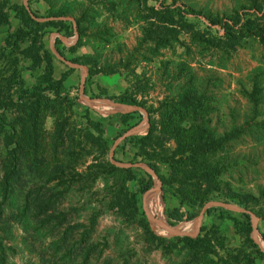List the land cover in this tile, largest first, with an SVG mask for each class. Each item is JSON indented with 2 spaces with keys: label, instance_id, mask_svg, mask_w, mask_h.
I'll return each instance as SVG.
<instances>
[{
  "label": "rangeland",
  "instance_id": "rangeland-1",
  "mask_svg": "<svg viewBox=\"0 0 264 264\" xmlns=\"http://www.w3.org/2000/svg\"><path fill=\"white\" fill-rule=\"evenodd\" d=\"M25 1L38 18L60 7L87 8L84 35H75L71 21L31 20ZM17 30L22 37L14 36ZM254 33L264 38V0H0V264H223L233 256L240 264H264L254 252L253 218L209 204L252 211L264 248V143L246 141L185 160L164 133L165 125L184 135L223 134L237 125L245 135L249 125L264 123V45ZM51 35L60 58L50 51ZM77 64L92 71L82 96L83 71L70 66ZM191 74L196 78L186 92L200 89L204 96L201 107L182 113L173 104ZM19 89L47 99L34 133L24 105L7 101ZM252 90L256 108L244 97ZM130 107L145 108L147 121ZM57 127L62 144L55 154ZM136 127L137 134L114 148L117 165L111 164L118 170L110 169L115 139ZM126 163L154 166L164 184L159 180L142 202L147 172L118 165ZM215 165L220 173L205 180L201 169ZM157 186L153 179L149 189ZM173 207L196 215L172 225L186 232L196 229L206 207L200 245L189 248L145 215L171 225L166 212Z\"/></svg>",
  "mask_w": 264,
  "mask_h": 264
},
{
  "label": "trees",
  "instance_id": "trees-1",
  "mask_svg": "<svg viewBox=\"0 0 264 264\" xmlns=\"http://www.w3.org/2000/svg\"><path fill=\"white\" fill-rule=\"evenodd\" d=\"M78 5L80 6V4H78ZM165 9L168 12L167 14L169 15V17H168L169 19H166V21L168 20L170 22V19H171L170 9L168 7H165ZM59 10H61V12H57L56 14H51L48 17L64 16L62 13L70 14L75 19L74 21H75L76 31H77L78 35L83 36L84 31H85V23L84 22L86 20L85 19L86 14L89 12L88 9L87 8L82 9L81 7H79V9H75V10L74 9H72V10L71 9H65L64 10V8L60 7ZM26 13H27V11H26ZM28 16H29V14H28ZM34 16H36V15H34ZM44 18H47V17H44ZM31 20H34V19L31 18ZM63 22H70V21L51 20V21H46L43 24L56 25L58 23H63ZM34 24L37 26L42 25L41 23H38V22H34ZM72 27H73V25H72ZM21 32H22L21 30H17L15 32L14 36L17 38L22 37ZM106 34H109V36H113V34L111 32H107ZM254 35L259 38V43L261 45H264V38H262L261 35H258V34L256 35L255 33H254ZM57 52H59V51L57 50ZM91 73H92V71L89 69L87 71V74H91ZM62 78H63V76H61V78L58 81H56L55 84H58V85L61 84ZM195 78L196 77L193 76V74L189 75V80L187 81L188 89L181 92L177 98L178 100H176L175 101L176 103L173 104V105H176V107H178L180 110H182V113H188L189 112L188 110L193 109L196 106L201 107V104L198 101L200 100L201 97L204 96V91H202V90L200 91V89H198V90L193 89L192 93L186 92V91L191 90V88H192V86H191L192 82L191 81L194 80ZM15 95H16L15 99L11 95L7 99V101L11 104V106L18 105V103L20 105H24V112L26 113L25 123L27 124V129H30V133H34L37 129V126H38L39 110L41 109V107L43 105L46 104L47 99L41 97V95H39L38 93H36L34 91H32V92L29 91L28 89H19V91ZM244 97L247 99L248 103H252L254 108L257 107L258 101H257L256 92H254L253 90L251 92H248V91L244 92ZM121 103L127 104V105H129V104L135 105L134 101L121 100ZM7 106H8V104L4 103L3 107H7ZM169 106L172 107L171 105H168V104L166 105V107H169ZM20 108H21V106H20ZM173 110L175 111L176 109H173ZM166 112L167 111H165V113ZM135 113H137V112H135ZM169 122H170V118H168V123ZM262 125H264V123H258V122H255L252 125H249L248 128H249V131H250V129H251V131H250V133H247L245 135L241 132V130H242L241 127H239L237 125H233L232 129L224 132L223 134H217L212 129H209V130L204 131V132H198L195 134L190 133V134H185V135L180 132L179 127H177L176 125H172V126L165 125L164 133L166 134L168 139L173 140L176 149H178L179 154L181 156H184L183 158L186 160L189 158L193 159L194 157H197L199 155L209 153V152H216V151L225 152L228 150L233 151L235 144H241V143L246 142V141H250L251 144H254V145L258 144V143H264V134L260 133V131H261L260 128H264V127H261ZM8 127L10 129H12V131L16 130V127L13 124H10ZM59 128L58 127L55 128L56 130H55L53 138L51 140V148H52L53 153H55V154L60 152L58 150L62 144V137H61L62 135H61V131ZM150 133H151V131H149L148 135L146 137H144V139H150V136H149ZM34 142L37 144L38 141L37 142L34 141ZM16 145H17V143H15V146ZM185 154H188V157ZM193 162H195V160ZM234 162H237V160L234 159ZM107 166L110 169L118 170V168H115L114 165H112L110 162L107 163ZM235 166H237V165H235ZM131 169L132 168L130 167V168L122 169V170L130 171ZM151 169L158 176L157 169L154 166H151ZM220 169H221V167H219V165L212 166L208 169L202 168L200 175L205 180H208L210 178H213L215 175L219 174ZM146 176L148 178V189H149L153 184V179H152L151 175H149L148 173H146ZM158 178L161 181V183L164 184V179L161 177H158ZM151 192H152V190H150L146 194L145 200L148 199V197L151 195ZM162 198L164 199V196H162ZM230 198L232 200L237 199V197L234 194H232ZM249 198L254 199L252 196H249ZM206 201H207V199H206ZM223 203H226V202H223ZM244 204L245 203L242 200H239V206L242 207V205H243L244 209H246ZM219 210H223V209L219 208ZM210 212H211V209H208V213H210ZM166 216L169 219V221H171L170 222L171 225H175L174 223H178V222H182V221H191L196 217V215H190V216L185 217V215L183 213H181L179 211V209L176 207H173L170 211H167ZM241 217L250 221L249 214L241 213ZM248 225L250 226V222L248 223ZM203 231H204V227L201 226L200 232H203ZM176 238L179 241H182L185 244H187L189 246V248H193L196 245H200V243L203 242V240H204L202 237H199V235L195 238H190V237H176ZM253 247H254L255 254H257L258 256H264V253H262L259 250V248L257 247L256 244H253ZM230 258H231V262L230 261L229 262L224 261L223 264H240V261L237 257L233 256ZM1 264H6V263H1ZM248 264H250V263L248 262Z\"/></svg>",
  "mask_w": 264,
  "mask_h": 264
},
{
  "label": "water",
  "instance_id": "water-1",
  "mask_svg": "<svg viewBox=\"0 0 264 264\" xmlns=\"http://www.w3.org/2000/svg\"><path fill=\"white\" fill-rule=\"evenodd\" d=\"M25 5V9L27 11V13L29 14V16L34 19L35 21H38V22H46V21H51V20H63V21H71L72 25H73V29H74V32H75V35H76V25H75V21L69 17H63V16H60V17H47V18H38L36 16L33 15V13L30 11L29 7L27 6V1H25L24 3ZM61 41H64V38L56 33L55 34ZM54 35H51L50 36V42H49V48H50V51L58 58H60V56L58 55V53L56 52V50L53 48L52 46V38H53ZM71 67H74V68H79V69H82L83 71V78L81 79L80 81V85H79V95L82 96V93H83V88H84V83H85V77L87 75V70L86 68L83 66V65H70ZM83 98V97H81ZM85 101L87 102H90V99H86L84 98ZM105 103H109V104H113V103H110L106 100H104ZM118 106H121L122 104H116ZM126 107V105H124ZM130 111H133V112H140L142 115H143V119L145 121H147L148 119V112L145 108H142V107H130ZM140 131V128L139 127H136V128H132V129H129L125 132H123L117 139H115L113 145H112V148H111V151L109 153V161L110 163H114V160H113V150L114 148L116 147V145L119 143L120 140L122 139H125L127 137H130V136H133L135 134H137L138 132ZM117 165V164H115ZM119 166H122V167H136V168H143L149 175H151V177L153 179H156L157 180V183H158V186L157 187H154L152 189H148L146 191H144V193L142 194V202L146 196V194L150 191V190H158L159 189V186H160V181L157 177V175L155 174V172L149 168H145L142 164L140 163H126V164H118ZM209 204H214V205H218L220 207H223L229 211H234V212H239V213H246V214H249V216H251L253 218V221H252V237H253V240L255 242V244L257 245V247L259 248V250L264 253V248L261 247V245L259 244V241H258V238H257V233H258V229H257V223H258V218L250 211V210H243V209H235L231 206H227L226 204L222 203V202H210ZM206 207L201 211V213L198 215V218H197V227L194 231L192 232H186V231H180V230H177L175 229L172 225H169L167 223H162L160 222L159 220L157 219H153L155 221V223H157L158 225H160V227H162L170 236L172 237H190V238H194L197 236V234L200 232V228H201V224H202V219H203V216H204V211H205ZM145 215L147 217V219L149 221H152L151 217L149 216V214L145 211Z\"/></svg>",
  "mask_w": 264,
  "mask_h": 264
},
{
  "label": "bare ground",
  "instance_id": "bare-ground-1",
  "mask_svg": "<svg viewBox=\"0 0 264 264\" xmlns=\"http://www.w3.org/2000/svg\"><path fill=\"white\" fill-rule=\"evenodd\" d=\"M160 197V196H159ZM157 202L154 204V206L152 207V210H151V212H154L155 211V209H156V207H157ZM150 217H151V219L153 220V216H152V213L149 215ZM151 223H153L152 221H151ZM195 224H197V221L195 222ZM153 227V226H152ZM154 229V228H153ZM180 231H186L187 229L186 228H183V229H179ZM190 231V230H189ZM158 234H161V235H164V234H166V233H158Z\"/></svg>",
  "mask_w": 264,
  "mask_h": 264
},
{
  "label": "crops",
  "instance_id": "crops-1",
  "mask_svg": "<svg viewBox=\"0 0 264 264\" xmlns=\"http://www.w3.org/2000/svg\"><path fill=\"white\" fill-rule=\"evenodd\" d=\"M31 11V10H30ZM49 40H50V37H49ZM52 40H53V38H52ZM50 42V41H49ZM52 43V42H51ZM203 220V219H202ZM190 222V221H189ZM257 228H258V225H257Z\"/></svg>",
  "mask_w": 264,
  "mask_h": 264
}]
</instances>
